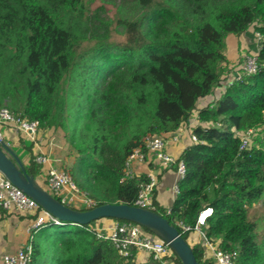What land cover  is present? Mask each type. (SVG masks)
<instances>
[{
  "label": "trees",
  "instance_id": "1",
  "mask_svg": "<svg viewBox=\"0 0 264 264\" xmlns=\"http://www.w3.org/2000/svg\"><path fill=\"white\" fill-rule=\"evenodd\" d=\"M136 19L121 18L128 39L99 32L87 0H0V106L62 128L79 153L71 173L96 202L134 205L146 174L122 180L125 163L148 136L176 131L227 72V37L252 25L264 34V0H133ZM95 46L83 48L85 43ZM259 69L235 80L199 111L198 142L180 159L186 174L170 212L155 211L182 231L212 208L203 231L237 264H264V247L249 209L264 195V40ZM21 96L15 99V94ZM238 131L255 130L242 148ZM36 176L34 158L26 168ZM119 221L117 218H112ZM155 233L154 230L145 227ZM188 240L189 233H183ZM30 264H143L122 257L111 241L84 227L49 224L31 240ZM201 264L202 244L193 245ZM179 262L181 260L179 259ZM145 264H161L150 257Z\"/></svg>",
  "mask_w": 264,
  "mask_h": 264
},
{
  "label": "built area",
  "instance_id": "2",
  "mask_svg": "<svg viewBox=\"0 0 264 264\" xmlns=\"http://www.w3.org/2000/svg\"><path fill=\"white\" fill-rule=\"evenodd\" d=\"M254 37L259 44L264 40V34L254 29ZM258 51H250L242 55L239 61H236L230 66L228 76H222L221 83L214 87L219 89L218 97H220L235 80L241 79L243 74H253L259 69ZM225 77V78H224ZM206 97L202 98L196 108L193 110L190 118L181 125L172 134L174 141L181 140L184 133L189 134V143H197L198 137L194 133V128L199 121V111L209 105ZM212 104V103H211ZM6 129L14 130L17 135L24 139L25 142H30L36 150L34 160L42 166V187L48 191L51 196L58 201L78 210H88L96 206V202L85 191L81 190L75 182L70 171L56 166L54 158L50 153L45 152L43 145L44 139L40 135V124L37 120H29L7 107L0 109V143H6L10 147V143L6 140ZM242 140V148L250 145L253 139L255 130L238 131L234 129ZM170 136L154 135L144 139V144L135 147L128 156L124 176L122 180L132 177H140L146 174L149 178L147 182L141 184L138 196L134 205L145 209L155 211L157 208L156 189L159 183V175L166 170L176 166L178 180L186 174V165L180 157L175 156L169 150ZM189 144V145H190ZM154 169L147 170L146 167ZM150 167V168H151ZM178 180L172 187L174 199L179 193ZM159 203V202H158ZM171 207V206H170ZM170 207H166L170 212ZM5 210L8 213H14L23 216H32L34 221L28 228L29 242L12 253H0V264H30L32 259L31 240L34 234L42 227L54 224H66L52 213L44 209L35 199L26 194L24 190L16 186L0 171V210ZM212 208L203 209L194 226L185 223H179L182 228L181 234L189 233L188 242L191 241L193 233L199 234L198 243L202 244L206 250L205 259H208L213 264H237L239 251H225L218 247V242L208 238L203 231L208 218L212 215ZM104 219V218H101ZM101 219L93 221L84 227L88 232L95 235L98 239L109 240L112 242L118 253L127 259L136 258L139 251H144L149 257L161 262V264H182L179 262V257L170 246L156 232L153 233L147 230L141 224L132 221L114 220L111 225H106L101 222ZM112 219V218H110Z\"/></svg>",
  "mask_w": 264,
  "mask_h": 264
},
{
  "label": "water",
  "instance_id": "3",
  "mask_svg": "<svg viewBox=\"0 0 264 264\" xmlns=\"http://www.w3.org/2000/svg\"><path fill=\"white\" fill-rule=\"evenodd\" d=\"M0 171L44 209L64 223L86 225L101 218H117L141 224L154 230L173 248L182 264H201L193 247L179 229L156 211L124 203H106L88 210L64 205L28 173L23 161L6 143H0Z\"/></svg>",
  "mask_w": 264,
  "mask_h": 264
},
{
  "label": "crops",
  "instance_id": "4",
  "mask_svg": "<svg viewBox=\"0 0 264 264\" xmlns=\"http://www.w3.org/2000/svg\"><path fill=\"white\" fill-rule=\"evenodd\" d=\"M261 45V44H260ZM259 44L257 43L253 30L251 27L244 33L240 35L230 34L227 37V49L226 56L229 61L228 66L232 65L241 55L247 50L258 51ZM218 91L219 89H213L211 94H209L206 98L211 101V103H215L218 99ZM198 125V124H197ZM6 140L10 143V147L12 150L20 157L23 161L25 167L27 168L34 157L36 152L34 145L27 146L26 142L23 138L19 137L14 130L6 129ZM45 130H40V135L43 137V133ZM167 136H170L169 140V150L175 156L180 157L183 150L190 144L189 143V134L188 132L184 133L181 137V140L174 141L171 137L172 134L167 133ZM54 142L56 137H53ZM46 144V143H45ZM43 145L45 152L50 153L52 158L53 151L48 148L46 145ZM55 160V158H54ZM55 164V163H54ZM56 165V164H55ZM57 166V165H56ZM42 167V166H41ZM151 167V166H150ZM146 167L145 172H148L149 169H154L153 167ZM40 174L36 176V181L43 185L42 176ZM178 180L176 173V166L172 169L163 171L159 175V183L156 189V199L159 204L163 207H170L174 202V195L172 193V187ZM34 221L32 216H23L14 213H8L5 210H0V253H12L18 250L20 247L26 245L29 242L30 236L28 228L31 223ZM106 225H111L114 223L113 219L104 218L101 219ZM199 234L193 233L191 235V241H189L190 245L199 244ZM195 241V242H194ZM150 257L144 251H139L136 254V260L139 263L145 264Z\"/></svg>",
  "mask_w": 264,
  "mask_h": 264
},
{
  "label": "rangeland",
  "instance_id": "5",
  "mask_svg": "<svg viewBox=\"0 0 264 264\" xmlns=\"http://www.w3.org/2000/svg\"><path fill=\"white\" fill-rule=\"evenodd\" d=\"M87 2L92 15L96 14L98 9L100 10L97 12L98 15L96 16L98 18L97 23L100 26V29H98L99 32L102 33L104 31L102 30L103 24L101 22H106L109 25L108 41L111 43H125L128 39V34L125 27L120 23V19L127 18L134 20L137 18L139 9L135 6L133 0H87ZM254 27V25L251 26L253 31ZM95 44V42H87L83 45V48L87 49L90 46H95ZM247 52L249 51L247 50ZM247 52L245 51L242 55L245 53L247 54ZM240 58L241 57L236 61H239ZM236 61L234 63H236ZM230 66L231 65L227 68L225 77L228 76L231 71ZM14 96L16 99L19 98L21 94L16 93ZM11 99L13 98L9 97L3 101L0 109L7 107L12 110L9 106ZM53 137H56L55 142ZM43 139L44 143H46L45 145L53 151L55 164L72 173L73 169L79 165L80 155L78 150L73 146L70 138L66 135V132L62 128L45 129ZM26 145L31 146V143L26 142ZM249 218L255 223L259 242L264 247V195L258 203L254 204V206L249 209Z\"/></svg>",
  "mask_w": 264,
  "mask_h": 264
}]
</instances>
